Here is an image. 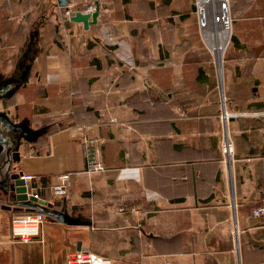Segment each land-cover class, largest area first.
I'll use <instances>...</instances> for the list:
<instances>
[{
    "label": "crops",
    "instance_id": "1",
    "mask_svg": "<svg viewBox=\"0 0 264 264\" xmlns=\"http://www.w3.org/2000/svg\"><path fill=\"white\" fill-rule=\"evenodd\" d=\"M68 2H94L96 24L58 5L50 19L47 0H0V167L11 160L52 201L70 178L62 212L41 211L30 242L10 230L30 203L0 202V264H66L77 250L113 264H264V219L251 216L264 191V0H230L221 73L198 45L167 39L162 20L184 15L182 0ZM85 139L102 171H86Z\"/></svg>",
    "mask_w": 264,
    "mask_h": 264
},
{
    "label": "built area",
    "instance_id": "2",
    "mask_svg": "<svg viewBox=\"0 0 264 264\" xmlns=\"http://www.w3.org/2000/svg\"><path fill=\"white\" fill-rule=\"evenodd\" d=\"M199 0H195V17L197 19V25L199 31L202 33V28L206 25L205 18H200L199 16ZM96 10V4L92 2L88 7H86L83 13L92 14ZM224 11L225 15L223 18V25L225 27L227 33V39L225 43H219L214 40L212 36V44L213 47H218L222 52V57L217 58L215 53L210 49L208 43L204 40V43L209 47V51L214 58L215 65L220 72L222 68V60L224 52L228 46V43L231 39L232 33V25H231V18L229 12V2L225 0L224 4ZM73 15L71 9L66 11L67 20L70 16ZM262 100L264 104V93L262 95ZM264 115V111H263ZM223 118L227 121V115L224 113ZM85 168L87 172H97L102 171L104 167L102 166L100 160L97 157V153L95 150V145L93 140L85 139ZM221 156L223 160L227 163H231L233 159L234 147L232 141L229 139L228 135L224 136L223 142L220 148ZM263 176H264V169H263ZM25 183V188L27 191L28 196L34 197L36 200H42L39 195V189L33 186L35 181V176L33 175H24L21 176ZM58 182L50 187V194L53 199H65L67 197L70 178L68 174H62L57 177ZM43 201V200H42ZM119 212H124V209H119ZM251 216L257 219H264V191L260 203L258 206L252 209ZM45 222V216L41 211H31L27 214L17 215L11 218L10 221V230L12 238L21 243H27L34 239H37L41 235L42 226ZM66 264H113L112 260L103 256H98L92 252L85 251V250H77L73 253H70L67 256Z\"/></svg>",
    "mask_w": 264,
    "mask_h": 264
},
{
    "label": "water",
    "instance_id": "3",
    "mask_svg": "<svg viewBox=\"0 0 264 264\" xmlns=\"http://www.w3.org/2000/svg\"><path fill=\"white\" fill-rule=\"evenodd\" d=\"M59 8L68 10L69 2L68 0H56ZM99 14L98 6H96V10L92 14L83 13L80 11L74 12L72 16L68 18L69 22L82 24L84 29H87L89 26L96 24L97 17ZM9 138V137H8ZM10 139V138H9ZM8 139V140H9ZM13 142L12 139H10ZM7 156L10 153V149L6 150ZM6 156V157H7ZM11 160L4 161L0 167V196H2L3 200L0 199L5 205L9 207H21L23 203H35L40 205V211H44L45 208L42 206H46V202L42 200H36L32 196H28L25 183L22 179H20V175L18 173L11 172ZM5 208H9V207ZM45 212V211H44ZM43 212V213H44Z\"/></svg>",
    "mask_w": 264,
    "mask_h": 264
},
{
    "label": "rangeland",
    "instance_id": "4",
    "mask_svg": "<svg viewBox=\"0 0 264 264\" xmlns=\"http://www.w3.org/2000/svg\"><path fill=\"white\" fill-rule=\"evenodd\" d=\"M182 1L184 2L185 7H181L180 11H181V13H184V15H186V18L184 20L176 19V21H175V20H172V19L169 20V19H164V18L162 20L164 28H165V26H173L172 27V29H173L172 31L173 32H165L166 35H167V39L169 40L170 36L174 35V31H175V33H177V35L179 37V41L180 42H183L184 44H185V42H190V43L194 44V46L198 45V48H196L197 53L199 51L198 55L207 59L205 61V67H207V68L209 67L210 70L214 71V69L212 67L213 59L211 58L213 56L211 55V53L209 51L210 50L209 47L206 45V43H204V39L202 37V33L199 31V28H198V25H197V19H196V22H195V18H194V15H193V7H194V1L195 0H182ZM179 2H180V0H179ZM45 5L49 7V9H48V7H46L47 8V12H48V10L51 9V11L48 12V14L50 12L52 14V16L49 17L50 19L51 18L52 19H54V18L55 19L56 18L57 19L58 18L62 19V13H59L58 11L56 12L54 10V7H56V5H57V1L56 0H47V3ZM79 8H82V6H79L78 9ZM68 9H70V8L68 7ZM183 46H184L183 44H180L179 49L182 50L184 48ZM206 50H207V52H206ZM9 111H11V110H9ZM3 144H4L6 150H8V149L11 150L12 146L9 147L10 144L8 142H4Z\"/></svg>",
    "mask_w": 264,
    "mask_h": 264
},
{
    "label": "bare ground",
    "instance_id": "5",
    "mask_svg": "<svg viewBox=\"0 0 264 264\" xmlns=\"http://www.w3.org/2000/svg\"><path fill=\"white\" fill-rule=\"evenodd\" d=\"M198 4L199 16L201 19L205 18L206 20V25L202 28V37L216 57L221 58L222 52L220 49L217 46L213 47L212 36L215 41L223 44L227 39V33L223 25L225 0H199Z\"/></svg>",
    "mask_w": 264,
    "mask_h": 264
},
{
    "label": "trees",
    "instance_id": "6",
    "mask_svg": "<svg viewBox=\"0 0 264 264\" xmlns=\"http://www.w3.org/2000/svg\"><path fill=\"white\" fill-rule=\"evenodd\" d=\"M228 2H229V12H230V18H231V25H232L231 40L234 41V37H233L234 21H233L232 15H231V6H230L231 3H230V0H228ZM193 15L195 16V1H194V7H193ZM185 18H186V15H180L179 16L180 20H184ZM40 198L44 202H46V206H42V207H44V208L48 207L50 209V211H53L55 213H61L62 212V208L65 205V199L58 200V201H52L50 198L41 197V195H40ZM50 202H52V204H51V206H48ZM29 208L31 209L30 211H34V212L40 211V209H39L40 205L35 204V203H30ZM27 213H29V212H27ZM27 213H23V214H27Z\"/></svg>",
    "mask_w": 264,
    "mask_h": 264
}]
</instances>
